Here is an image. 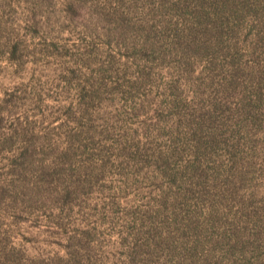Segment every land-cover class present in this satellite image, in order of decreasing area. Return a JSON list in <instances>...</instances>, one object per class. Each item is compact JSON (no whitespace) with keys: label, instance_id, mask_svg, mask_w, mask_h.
Instances as JSON below:
<instances>
[{"label":"rangeland","instance_id":"374dc122","mask_svg":"<svg viewBox=\"0 0 264 264\" xmlns=\"http://www.w3.org/2000/svg\"><path fill=\"white\" fill-rule=\"evenodd\" d=\"M0 264H264V0H0Z\"/></svg>","mask_w":264,"mask_h":264}]
</instances>
